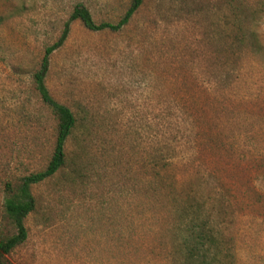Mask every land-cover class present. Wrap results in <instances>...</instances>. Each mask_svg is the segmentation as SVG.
Segmentation results:
<instances>
[{"label":"rangeland","instance_id":"374dc122","mask_svg":"<svg viewBox=\"0 0 264 264\" xmlns=\"http://www.w3.org/2000/svg\"><path fill=\"white\" fill-rule=\"evenodd\" d=\"M223 1L142 0L116 31L70 23L44 83L76 127L7 263L175 264L187 198L233 264H264V0H244L257 53L232 40ZM77 2L114 23L129 0H0V211L3 183L49 159L55 118L31 74Z\"/></svg>","mask_w":264,"mask_h":264},{"label":"trees","instance_id":"16d2710c","mask_svg":"<svg viewBox=\"0 0 264 264\" xmlns=\"http://www.w3.org/2000/svg\"><path fill=\"white\" fill-rule=\"evenodd\" d=\"M141 3L142 0H129L122 15L112 23L94 21L87 7L77 2L71 7L57 38L44 47L38 67L31 74V84L41 103L55 118L53 144L43 169L21 175L16 182L3 183L0 211V264H9L5 256L20 245L27 236L24 218L35 205L31 193L32 185L51 177L63 168L66 161L65 142L76 127L77 120L74 113L69 107L56 101L45 86L44 77L47 72L49 54L62 45L72 21H79L85 29L90 31H116L128 23ZM223 7L231 20V26H229L232 31L235 30L232 40L237 39L241 44L247 41L246 45L251 52H260L262 46L256 38L255 31L245 25L254 14L249 3L244 0H224ZM262 9H264V3L259 11ZM188 202V199L184 198L176 203L175 213L170 222L169 230L175 236V245L172 248L174 249L172 254L174 253L176 258L175 264H233L232 247L224 241L222 232L215 224H212L209 216L199 214L197 203L195 209H192Z\"/></svg>","mask_w":264,"mask_h":264}]
</instances>
